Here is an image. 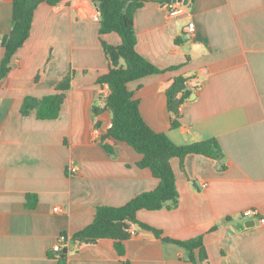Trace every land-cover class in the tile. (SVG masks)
Segmentation results:
<instances>
[{"label": "crops", "instance_id": "obj_1", "mask_svg": "<svg viewBox=\"0 0 264 264\" xmlns=\"http://www.w3.org/2000/svg\"><path fill=\"white\" fill-rule=\"evenodd\" d=\"M139 1L137 51L166 70L128 84L143 119L178 146L216 139L224 156L192 154L183 164L174 158L178 206L141 210L137 219L176 241L204 236L203 264H264V224L241 217L252 209L264 219V0H189L177 16L165 0ZM13 2L0 0L2 38L13 30ZM100 22L92 0L40 4L30 38L0 81V264H57L53 247L61 235L71 241L99 207H123L159 186L150 169L138 167L142 157L132 147L107 140L110 154L102 146L112 126L105 109L110 90L98 84L110 71L102 41L122 40L101 36ZM5 52L0 47V66ZM70 73L58 119L21 114L26 97L54 94ZM178 77L192 94L180 107V127L172 129L167 90ZM28 195L38 199L34 209ZM131 233L124 256L111 239L71 244L61 256L66 264H193L180 245L138 225Z\"/></svg>", "mask_w": 264, "mask_h": 264}, {"label": "trees", "instance_id": "obj_2", "mask_svg": "<svg viewBox=\"0 0 264 264\" xmlns=\"http://www.w3.org/2000/svg\"><path fill=\"white\" fill-rule=\"evenodd\" d=\"M73 0H14L13 30L8 36H0V47L5 49V56L0 66V81L11 71V63L17 52L30 38L35 11L42 3L53 7H67ZM101 15L100 35L116 33L122 43L113 46L102 41V47L110 61L108 74L98 79V84L107 87L110 94L106 97L105 109L112 114V126L102 137V146L114 154L112 145L107 140L126 143L142 157L138 163L140 169H150L160 181L159 186L131 200L123 207H99L94 221L84 230L74 234L72 244H93L101 239H111L120 256L125 254V242L131 238L132 225L152 232L166 243H174L189 252L193 264H203L208 256L204 247V236L188 241H176L164 236L161 230L140 222L137 213L141 210L158 211L174 209L179 204L180 195L176 186V176L172 160L178 158L182 164L188 155H201L220 161L222 149L216 139H210L191 145L178 146L165 134L154 131L143 119L140 103L128 89V84L148 76L161 74L160 70L141 56L137 51V35L134 25L136 11L144 2L139 0H92ZM175 0H165L173 4ZM72 74H68L57 86L55 93L41 99L33 96L25 98L21 114L34 113L39 120H56L60 117L66 92L71 89ZM188 87L182 77L175 79L167 90L168 109L172 115V129L180 127V107L186 99ZM101 109L94 107L97 117ZM99 126V123H96ZM224 167V166H223ZM38 203L36 196H27V207L34 209ZM61 256V255H60ZM58 257L57 264H66V259Z\"/></svg>", "mask_w": 264, "mask_h": 264}, {"label": "built area", "instance_id": "obj_3", "mask_svg": "<svg viewBox=\"0 0 264 264\" xmlns=\"http://www.w3.org/2000/svg\"><path fill=\"white\" fill-rule=\"evenodd\" d=\"M181 3H174L170 5V15L177 16L183 12ZM195 32V24L190 23L187 27L188 35H193ZM69 172L71 174H75L77 172V168L75 166L69 167ZM205 187V186H204ZM58 210V209H57ZM241 217L243 219H256L259 221L260 224H264V219H259L258 212L256 210H246L242 213ZM71 241L65 235H61L58 244L53 247V252L55 253L56 257H59L63 254L64 249H67L71 246Z\"/></svg>", "mask_w": 264, "mask_h": 264}, {"label": "water", "instance_id": "obj_4", "mask_svg": "<svg viewBox=\"0 0 264 264\" xmlns=\"http://www.w3.org/2000/svg\"><path fill=\"white\" fill-rule=\"evenodd\" d=\"M177 2L178 3H182L184 6H188L189 5V0H175L174 3H177ZM191 94H192L191 90H187L186 91V95L190 96ZM257 224H258L257 221H250L247 226H254V225H257ZM62 256L63 257L67 256V249H64Z\"/></svg>", "mask_w": 264, "mask_h": 264}]
</instances>
